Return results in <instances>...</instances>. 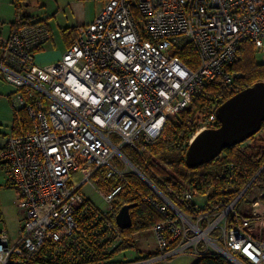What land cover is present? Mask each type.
<instances>
[{"label":"built area","instance_id":"built-area-1","mask_svg":"<svg viewBox=\"0 0 264 264\" xmlns=\"http://www.w3.org/2000/svg\"><path fill=\"white\" fill-rule=\"evenodd\" d=\"M47 39L43 25L22 18L0 35V80L14 88L13 108L30 121L0 149L22 215L14 241L0 228V264H157L178 253L264 264V188L249 214L235 208L241 195L185 213L153 190L147 201L163 219L150 231L158 254L144 261L117 250L124 238L111 216L121 187L101 191L105 210L80 192L98 170L106 169V179L135 173L124 146L143 154L208 82L230 85L239 77L229 68L242 41L251 40L264 63V0H108L76 27L60 60L40 66L35 51ZM189 49L195 68L179 57ZM216 121L214 112L189 144ZM194 198L185 191L179 201L189 207Z\"/></svg>","mask_w":264,"mask_h":264},{"label":"trees","instance_id":"trees-1","mask_svg":"<svg viewBox=\"0 0 264 264\" xmlns=\"http://www.w3.org/2000/svg\"><path fill=\"white\" fill-rule=\"evenodd\" d=\"M22 19L27 21L25 17ZM75 29L67 28L62 32L67 40H71L70 44L75 40ZM189 51L180 53L179 57L186 65L195 68L196 55L192 50ZM257 54L251 40L242 41L237 49L235 62L229 68L239 77L230 85H225L219 80L208 82L201 93L192 97L186 109L169 118L163 135L153 145L148 146L143 154H138L128 146L121 150L132 165L185 213H189V209L195 205L193 202L189 203V207L181 205L179 198L185 191L192 192L194 197H205V209H202V212L218 205L230 204L241 195L235 208L239 213L249 214L250 212L244 209L245 205L250 202L254 191L264 188V122L258 134L244 143L224 149L220 156L207 164L190 169L184 161L190 138L220 104L241 90L264 80V63L257 60ZM218 126L219 122L216 121L214 127ZM28 129L30 121L24 110L13 108V135H19ZM119 166L124 169L121 164ZM105 173L106 169L98 170L91 179L102 192L108 193L117 186L121 187L113 201V223L115 224L116 212L122 206L135 204L130 210L132 225L122 232L123 244L117 250H137L133 236L151 231L152 227L163 219L147 201L149 197H156V193L131 171H126L123 177L110 179L105 178ZM174 246L170 245L168 250ZM117 250L113 255L118 253ZM157 254H144L135 259L144 261ZM193 264L232 263L219 254L205 253L197 256Z\"/></svg>","mask_w":264,"mask_h":264},{"label":"water","instance_id":"water-1","mask_svg":"<svg viewBox=\"0 0 264 264\" xmlns=\"http://www.w3.org/2000/svg\"><path fill=\"white\" fill-rule=\"evenodd\" d=\"M215 113L219 126L201 131L188 145L184 161L190 169L211 162L224 149L244 143L260 132L264 122V82L254 83L234 94L220 104ZM130 166L152 190L164 196L134 165ZM134 206L124 205L115 214V224L122 232L132 225L130 210Z\"/></svg>","mask_w":264,"mask_h":264},{"label":"crops","instance_id":"crops-1","mask_svg":"<svg viewBox=\"0 0 264 264\" xmlns=\"http://www.w3.org/2000/svg\"><path fill=\"white\" fill-rule=\"evenodd\" d=\"M7 1L10 7L11 15L9 19H3L0 16V35L7 36L11 32L13 26L15 25V22L22 17H25L29 23H32L34 25L36 24L43 25L46 28L48 39L43 45H41L35 51L34 58L37 65L48 66L60 60L64 52L69 48V46H71L70 44L71 40L70 39L67 40L63 36L62 33L63 30L67 28L75 29V27L79 25L88 24L91 21H93L94 18L97 16V14L105 6L108 0H7ZM56 35L59 36L60 41L62 43L61 49H59V46H57L55 43L54 39ZM49 45L54 49L50 51L48 49ZM5 86H9L12 88L11 92L7 95L6 98V101L9 103V105H11L15 97L14 88L8 84H5ZM11 107H13V105H11ZM12 126H13V114H12V123L8 128V131L3 133L0 132V136L2 137V141L0 142V149L3 146L6 137L10 134L13 135ZM7 187H12V186L10 185ZM3 213L4 212H1L2 216H4ZM135 243L137 244L138 241H135ZM137 250L139 249L137 248Z\"/></svg>","mask_w":264,"mask_h":264},{"label":"rangeland","instance_id":"rangeland-1","mask_svg":"<svg viewBox=\"0 0 264 264\" xmlns=\"http://www.w3.org/2000/svg\"><path fill=\"white\" fill-rule=\"evenodd\" d=\"M10 7L8 5L7 0H0V16L3 19L10 18ZM55 43L59 46V49L62 48V43L58 35L55 36ZM48 49L51 51L52 48L50 45ZM258 61H262L261 53L256 55ZM2 81V80H0ZM0 82V132H7L8 128L12 123V114H13V107L9 105L6 101L7 95L11 92V87L5 86L8 84L6 82ZM2 141V137L0 136V142ZM121 163L122 166L125 168V164L120 157H116L115 163ZM127 171H129L127 169ZM92 184L86 182L82 185L80 192L82 195L86 197V199L98 207L101 210H105L108 207V204L104 201L103 197L101 196V190L96 185L93 179H91ZM10 184L7 182L4 170L1 168L0 165V228H5L8 230L11 240L14 241L16 238V233L18 228L21 226L22 215L19 213L18 207L15 204L17 199L16 192L13 187H7ZM258 190L253 192L250 202L247 203L244 209H248L250 203L254 201L258 196ZM205 201V197H195L193 200L194 204L198 206H202L203 202ZM1 212H4V216L1 215ZM4 218V220H3ZM6 222V223H5ZM135 241H138L136 244V249L139 250H130L123 252V256L126 259H132L136 257H142L144 254H154L156 252L154 239L150 231L142 232L133 236ZM197 260V255L190 254V253H178L174 254L171 259H167L165 261L159 262L158 264H193ZM230 262V261H229ZM231 263V262H230Z\"/></svg>","mask_w":264,"mask_h":264}]
</instances>
